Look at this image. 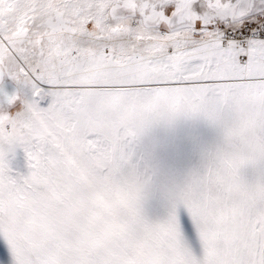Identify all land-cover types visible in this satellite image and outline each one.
<instances>
[{
	"label": "snow or ice",
	"instance_id": "obj_1",
	"mask_svg": "<svg viewBox=\"0 0 264 264\" xmlns=\"http://www.w3.org/2000/svg\"><path fill=\"white\" fill-rule=\"evenodd\" d=\"M196 118L223 138L150 220L153 133ZM0 236L12 264H264V0H0Z\"/></svg>",
	"mask_w": 264,
	"mask_h": 264
},
{
	"label": "bare ground",
	"instance_id": "obj_2",
	"mask_svg": "<svg viewBox=\"0 0 264 264\" xmlns=\"http://www.w3.org/2000/svg\"><path fill=\"white\" fill-rule=\"evenodd\" d=\"M50 100L51 98L49 97L41 103V106L46 107ZM210 133H216L220 137L223 136V132L218 125L204 118L194 119L191 125L181 122L175 129L158 130L153 133L154 142L161 148V157L157 167L156 178L150 186L145 199L150 205L158 201L167 208L169 199L173 195V180L183 182L188 172L200 164L203 155L208 150L207 140ZM15 151L17 152L16 149ZM15 151L14 153H9L6 157L10 168L18 165L17 159H15L17 156L14 155ZM260 178V171L252 165H247L241 170V179L245 183L252 184ZM182 223L184 225L185 239L193 253L197 257L201 256L202 246L186 213L182 214ZM0 264H2L1 256Z\"/></svg>",
	"mask_w": 264,
	"mask_h": 264
},
{
	"label": "rangeland",
	"instance_id": "obj_3",
	"mask_svg": "<svg viewBox=\"0 0 264 264\" xmlns=\"http://www.w3.org/2000/svg\"><path fill=\"white\" fill-rule=\"evenodd\" d=\"M9 91H11V89H9ZM193 120L194 119L189 120V121H184V123L187 124V125H191ZM188 123H190V124H188ZM208 137H209L208 140H207V145H208L207 149L208 150H206V152L209 151V150H214L215 147L221 142V140L223 138V136L220 137V135L218 136V134H216V133H210L208 135ZM16 150H17V152L15 151L14 155H16L17 157L16 158L14 157V158L17 159L18 165H16L17 167L14 166L11 169L13 170L14 173H18L20 175H26L29 172L28 161H27V159L25 157L23 149H19L18 148ZM19 150H21V151H19ZM19 157H20V159H19ZM165 211H166L165 205H163L162 203H160L158 201H155L154 203H152V205H150L147 200L144 201L143 212H144V215L147 218L150 217V219H152V220L161 218V217L164 216ZM0 256H1L2 264H12V256H11V253H10V249H9L6 241L4 240L3 236H0Z\"/></svg>",
	"mask_w": 264,
	"mask_h": 264
},
{
	"label": "flooded vegetation",
	"instance_id": "obj_4",
	"mask_svg": "<svg viewBox=\"0 0 264 264\" xmlns=\"http://www.w3.org/2000/svg\"><path fill=\"white\" fill-rule=\"evenodd\" d=\"M6 87H7L8 90L11 89V85L10 84H7Z\"/></svg>",
	"mask_w": 264,
	"mask_h": 264
},
{
	"label": "trees",
	"instance_id": "obj_5",
	"mask_svg": "<svg viewBox=\"0 0 264 264\" xmlns=\"http://www.w3.org/2000/svg\"><path fill=\"white\" fill-rule=\"evenodd\" d=\"M11 85V84H10Z\"/></svg>",
	"mask_w": 264,
	"mask_h": 264
}]
</instances>
